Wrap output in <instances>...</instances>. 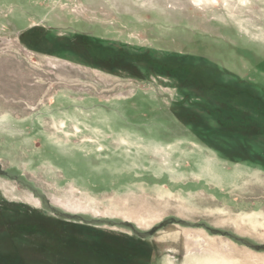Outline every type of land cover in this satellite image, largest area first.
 <instances>
[{
    "label": "rangeland",
    "instance_id": "rangeland-1",
    "mask_svg": "<svg viewBox=\"0 0 264 264\" xmlns=\"http://www.w3.org/2000/svg\"><path fill=\"white\" fill-rule=\"evenodd\" d=\"M209 256L264 264V0H0V264Z\"/></svg>",
    "mask_w": 264,
    "mask_h": 264
},
{
    "label": "bare ground",
    "instance_id": "bare-ground-1",
    "mask_svg": "<svg viewBox=\"0 0 264 264\" xmlns=\"http://www.w3.org/2000/svg\"><path fill=\"white\" fill-rule=\"evenodd\" d=\"M171 234H173V236H174V239L175 238H182V236L184 237V239H189V238H191V237H189V234L188 233H183L182 231H180V230H175L174 232H168L167 234H166V236L167 235H171ZM162 237H165V234L162 236ZM192 240H196V243H199V244H204L202 241H199V240H197V239H195V238H191ZM227 246V245H226ZM170 263H172V264H177L175 261H172L171 260V262ZM202 263L203 264H234L231 260H229L227 257H223L221 260H218L217 258H215V256L214 257H212V256H209L206 260H204V261H202Z\"/></svg>",
    "mask_w": 264,
    "mask_h": 264
}]
</instances>
